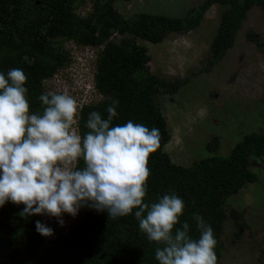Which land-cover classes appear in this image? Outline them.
<instances>
[{
	"label": "trees",
	"instance_id": "trees-1",
	"mask_svg": "<svg viewBox=\"0 0 264 264\" xmlns=\"http://www.w3.org/2000/svg\"><path fill=\"white\" fill-rule=\"evenodd\" d=\"M107 1L92 0L90 11L78 16L73 13L72 0H0V72L22 69L27 77L24 87L28 89L30 111L41 112L38 97L47 92L44 80L70 61L63 42L100 46L94 59L93 88L101 98L78 108L79 133L87 131L90 112L97 111L106 118L110 101L104 97L119 101L113 126L131 120L150 129L158 128L160 142L148 159L150 175L144 202L151 205L164 194L175 192L185 203L180 222L189 223L194 237L199 233L193 213H199L212 227L218 264L223 206L231 194L256 179L249 169V156L264 154V130L243 134L225 156H205L188 166L173 163L162 150L169 133L155 94L172 93L183 80L170 81L149 73L145 67L149 56L135 39L157 43L167 32L193 27L209 5L223 4L210 44L207 62L211 65L232 46L246 11L264 6V0H204L199 12L184 19L147 12L124 18ZM112 35L124 38L114 41ZM23 208L11 202L0 207V264H158L154 254L159 245L140 231L136 209L133 214L109 220L106 212L85 207L62 230L38 215L21 217ZM37 220L51 227L54 234L40 235L35 227Z\"/></svg>",
	"mask_w": 264,
	"mask_h": 264
},
{
	"label": "rangeland",
	"instance_id": "rangeland-1",
	"mask_svg": "<svg viewBox=\"0 0 264 264\" xmlns=\"http://www.w3.org/2000/svg\"><path fill=\"white\" fill-rule=\"evenodd\" d=\"M203 1L107 2L124 18L147 12L184 19L199 12ZM91 4L92 0H72L73 13L85 16ZM224 8L220 3L209 5L193 27L167 32L157 43L135 39L149 56L145 65L149 73L170 81L183 80L174 92L155 94L169 133L162 150L173 163L183 166L205 156H225L243 134L264 130V6L246 11L232 46L209 65L210 44ZM112 37L114 41L124 38ZM63 46L70 61L44 80V90L73 96L78 108L97 102L101 96L93 88V74L100 46H75L72 41ZM249 169L256 179L231 194L223 206L218 264H264V154L249 156ZM38 217L62 230L73 220L64 213L61 226L55 217Z\"/></svg>",
	"mask_w": 264,
	"mask_h": 264
},
{
	"label": "clouds",
	"instance_id": "clouds-1",
	"mask_svg": "<svg viewBox=\"0 0 264 264\" xmlns=\"http://www.w3.org/2000/svg\"><path fill=\"white\" fill-rule=\"evenodd\" d=\"M22 69L0 72V207L24 205L21 217L62 214L73 219L84 207L106 212L109 220L133 214L139 229L157 243L158 264H217V240L210 224L192 214L198 237L180 222L185 203L175 192L151 205L144 202L150 175L148 159L160 142L158 128L131 120L113 126L119 101L107 116L92 111L81 135L76 127L78 103L64 92L47 91L38 99L41 112H31ZM83 161V166H80ZM180 225L177 227V225ZM36 231L50 237L53 229L37 220Z\"/></svg>",
	"mask_w": 264,
	"mask_h": 264
}]
</instances>
